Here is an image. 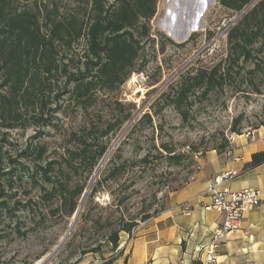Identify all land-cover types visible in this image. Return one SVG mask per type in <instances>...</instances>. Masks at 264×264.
<instances>
[{"label":"rangeland","instance_id":"obj_1","mask_svg":"<svg viewBox=\"0 0 264 264\" xmlns=\"http://www.w3.org/2000/svg\"><path fill=\"white\" fill-rule=\"evenodd\" d=\"M218 1L158 0L156 14L149 23L150 36L143 38V50L133 72L119 88L98 89L92 103L83 106L69 98L67 78L58 74L51 90L45 91L48 100L42 111H35L45 122L36 125L29 119L34 114L31 110L24 111L27 123L8 129L5 122H0L4 197L10 201V207L20 202L13 214L0 215V263L44 261L68 233L73 216L66 218L56 212L58 201H46L39 186L34 187L29 179L37 165L44 166L50 161L63 163L68 151L78 145L72 134L79 135L92 127L101 129L117 118L129 117L119 129L102 139L109 143V154L92 186L99 179L102 185L91 200L87 199L89 190L70 235L46 264L112 261L113 253L109 252L106 238L109 232L133 218L139 221L145 210L152 212L163 207L168 195L193 170L194 149L204 153L221 144L231 136L230 127L236 118H240L242 133L253 130L264 120V74L251 61L235 67L225 84L206 98L201 91L190 94L181 108L186 118L168 101L187 76L220 62L226 66L227 32L257 0L240 13L222 8ZM55 4L60 14L78 7L77 0L38 2L42 9ZM182 43L185 44L178 46ZM259 45L255 48L259 49ZM85 51V41L81 40L71 48L61 49L60 61L75 73L85 63ZM255 54L264 64V47L262 53L255 51ZM145 114L150 120L142 118ZM35 146L45 149L37 162L35 155L30 154ZM164 146L172 148L176 155L184 154V160L171 165ZM114 166L119 171L111 177ZM18 229L25 235L21 236ZM96 246L103 255L83 254Z\"/></svg>","mask_w":264,"mask_h":264},{"label":"trees","instance_id":"obj_2","mask_svg":"<svg viewBox=\"0 0 264 264\" xmlns=\"http://www.w3.org/2000/svg\"><path fill=\"white\" fill-rule=\"evenodd\" d=\"M40 1L43 0H0V122H5L8 129L19 123H27L29 119L36 125L46 121L41 115H36L35 111L36 109L42 111V106L48 100L45 91L51 90V83L58 74H63L67 78L65 86L69 98L83 106L92 103L98 89L113 91L119 88L133 72L143 50L141 44L143 38L150 36L149 23L156 14L158 2V0H77L76 9L60 14L56 4L50 9L46 7L42 9L38 5ZM253 2L254 0L218 1L222 8L233 13L242 12ZM81 40H84L86 45L85 63L81 70L73 73L60 61L59 52L63 48H71ZM226 41L227 56L224 60L226 66L220 62L211 69H200L196 74L187 76L172 97H169V103L178 108L184 118L186 113L181 108L187 102L188 96L201 91V96L206 98L212 91L225 84L235 67L240 68L242 64L251 61L255 62L256 69L264 74V64L255 54V51L262 53L264 47V0H257L232 24L227 32ZM259 43V49H256L255 46ZM2 89L5 91L1 92ZM256 93L260 94L258 90ZM28 110L34 113L29 119L24 117V111ZM142 118L150 120L147 114ZM128 119L129 117L117 118L106 123L101 129L92 127L79 135L72 134V139L78 145L68 151L62 160L63 163L50 161L44 166H36L29 180L34 187L39 186L46 201L53 199L58 201L56 212H60L66 218H71L75 214L91 177L108 153L109 143L103 142L102 139L119 129ZM239 125L240 118H236L230 127L231 135L242 134ZM261 126H264V120L253 129ZM228 146L229 137L210 150L224 152ZM163 148L166 160L171 165H179L184 160V154L176 155L172 148L167 146ZM44 153L45 149L42 146H35L30 151V154L35 155V162L40 161ZM198 153L203 154L196 149L191 152L194 158L193 170L188 179L172 192L189 182L197 169L195 155ZM1 157L0 154V163ZM146 160L145 157L143 161ZM263 162V155L255 154L247 168H254ZM118 171L119 169L114 166L110 176L115 177ZM84 175L85 177H82ZM4 176L5 174L0 173V215L2 213L11 215L20 202L17 201L10 207V201L5 199V188L1 181ZM8 182H12L11 177ZM101 182L99 179L91 187L88 200L99 191ZM46 186H50V189ZM164 209L165 205L152 212L149 209L145 210L139 221L133 218L120 228L111 230L106 237L110 246L109 252L114 253L118 248L120 233H129L140 223L158 215ZM18 233L21 236L25 235L19 229ZM90 253L104 254L97 246L83 252Z\"/></svg>","mask_w":264,"mask_h":264},{"label":"crops","instance_id":"obj_3","mask_svg":"<svg viewBox=\"0 0 264 264\" xmlns=\"http://www.w3.org/2000/svg\"><path fill=\"white\" fill-rule=\"evenodd\" d=\"M255 154L264 157V126L232 134L224 152H204L189 182L168 195L165 209L141 223L136 238L109 264H202L205 246L223 220L221 213L204 209L205 191L224 172L235 174L231 191L256 190L260 204L246 211L240 228L219 245L218 264H264V162L247 168ZM126 238L122 232L119 243Z\"/></svg>","mask_w":264,"mask_h":264},{"label":"built area","instance_id":"obj_4","mask_svg":"<svg viewBox=\"0 0 264 264\" xmlns=\"http://www.w3.org/2000/svg\"><path fill=\"white\" fill-rule=\"evenodd\" d=\"M200 153L195 155L198 159ZM235 174L224 172L213 178L208 184L205 194L209 203L204 206L206 210H214L223 215L221 224L213 231L204 249L202 264H218L217 248L225 237L240 228V223L246 211L256 208L260 204L259 193L256 190L243 189L237 192L231 191L228 187L234 179ZM141 223L127 233L125 241L119 243L111 259L117 257L120 251H124L136 238ZM109 260L105 259L103 263Z\"/></svg>","mask_w":264,"mask_h":264},{"label":"water","instance_id":"obj_5","mask_svg":"<svg viewBox=\"0 0 264 264\" xmlns=\"http://www.w3.org/2000/svg\"><path fill=\"white\" fill-rule=\"evenodd\" d=\"M109 154V153H108ZM108 154L104 157V159L101 161V163H100V165H99V167L97 168V170L95 171V173L93 174V176L91 177V179H90V182H89V185L87 186V188H86V190H85V192H84V194H83V196H82V199H81V202H80V206H79V208L77 209V211L75 212V214L73 215V223H72V225H71V227H70V229H69V231H68V233L66 234V236L64 237V239L61 241V243L58 245V247L56 248V250L47 258V259H45L44 261H40L39 263H37V264H46L50 259H51V257L61 248V246L64 244V242L66 241V239L68 238V236L70 235V232H71V230H72V228H73V226H74V223H75V221H76V219L78 218V216H79V213H80V211H81V209H82V207H83V204H84V201H85V199H86V197H87V194H88V192H89V190L91 189V186H92V184H93V182L95 181V178H96V176H97V174H98V171H99V168L101 167V165H102V163L104 162V160H105V158L108 156Z\"/></svg>","mask_w":264,"mask_h":264}]
</instances>
